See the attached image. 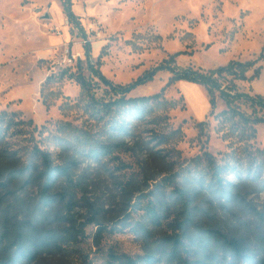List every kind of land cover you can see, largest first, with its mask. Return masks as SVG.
Returning <instances> with one entry per match:
<instances>
[{
  "label": "rangeland",
  "instance_id": "374dc122",
  "mask_svg": "<svg viewBox=\"0 0 264 264\" xmlns=\"http://www.w3.org/2000/svg\"><path fill=\"white\" fill-rule=\"evenodd\" d=\"M246 1L73 0L85 39L82 29L69 22L61 0H0V113H8L5 120L13 118L11 127H4L0 151H14L24 162L37 145L50 150L59 163L66 155L55 135L64 122L99 127L84 110L86 96L73 77L78 72L92 81L99 98L117 95L95 69L122 86L153 72L151 80L126 96H149L165 87L164 97L174 102L173 107L159 110L157 118L137 121L140 143L131 140L134 149L124 147L101 163L78 159V187L71 207L61 199L62 181L54 192L60 200L52 206L40 201L39 180L0 185V264L14 255L17 264H126L129 258L138 264H180L162 255L161 245L182 232L181 221L176 220L184 216L171 212L159 225L148 221L144 194L155 181L147 182V177L163 171L161 177H173L167 186L172 190L182 185L186 174L206 165L209 157L236 166L240 177L228 170L225 175L243 182L235 200L208 193L194 203L198 221L197 226L188 223L189 233L200 231L206 241L213 234L238 239L252 253L246 263L264 264V183L253 178L257 167L264 180L263 103L236 98L237 112H245L251 120L263 119L243 123L232 111L223 112L228 103L219 90L211 107L203 85L188 80L167 84L174 69L206 72L231 60L251 62L246 75L253 74L264 59L260 51L264 14L257 7L253 11ZM85 41L90 43V59ZM179 51L183 53L173 61L172 54ZM221 82L226 90L235 86L257 100L248 80L226 74ZM22 119L32 123L23 124ZM157 131L169 133L168 140L156 142ZM34 243L36 257L23 258L24 249ZM192 247L179 248L193 258L197 253ZM227 253L231 259V249Z\"/></svg>",
  "mask_w": 264,
  "mask_h": 264
},
{
  "label": "trees",
  "instance_id": "16d2710c",
  "mask_svg": "<svg viewBox=\"0 0 264 264\" xmlns=\"http://www.w3.org/2000/svg\"><path fill=\"white\" fill-rule=\"evenodd\" d=\"M63 11L66 14L69 22L73 26L82 29V35L86 39V33L82 26L79 16L73 10V0H61ZM90 43L85 41V49L87 59H90ZM264 51V46L263 50ZM183 53L182 51L172 54L171 59H176L177 55ZM82 59H78L81 64ZM251 62H241L239 60H231L226 65L219 66L209 71L203 72L200 69H185L172 70L174 75L169 79L168 85L179 80H188L203 85L209 95L211 107H214L216 98L215 90H219L222 97L228 103V111L238 115L243 123H257L262 121V118H255L251 120L245 112H237L233 106V101L236 98L244 97L255 103L258 102L264 105V96L257 94V100L252 99L247 93L238 92L235 86H230V90L223 88L221 78L226 74L233 75L234 78L252 81L260 74L262 66L254 69L251 76L246 75L247 68ZM237 66L240 67L238 72ZM94 69V66H90ZM171 69V68H169ZM153 72L144 74L137 80L129 83L127 86L115 85L108 79L99 69H95V75L106 85H110L116 91L117 96L111 98L97 97L92 91V81L82 72H78L75 77L77 82L81 85L83 93L86 96L84 110L89 118L98 123L97 127H79L70 122H64L61 125V130H58L55 135L56 143L66 155L63 156L62 161L57 163L53 158L50 150L35 145L29 157L22 162L21 158L16 155V152L10 150L0 151V185L7 187L14 182H24L25 185L33 184L37 180L40 181V201L46 206H52L55 202L59 201L55 192V187L59 181L64 182L63 192L61 199L65 205L71 207L76 198L77 180L75 178L76 170L79 167L78 159L80 157L90 158L95 162H102L104 157H111L116 151H125L134 149L135 145H131L130 141L133 140L135 144L140 143L138 135L137 121L144 120L148 117L157 118L159 115L156 113L161 109H168L174 106L172 100L164 97L163 91L165 87L152 95L141 97H127L126 93L132 90L137 85L146 83L153 78ZM48 81V79L46 80ZM235 90V94H232ZM119 95V96H118ZM7 112L0 113V138L5 134L4 127H11L12 120H5ZM21 123H32V120H20ZM7 128V129H8ZM156 142L164 143L169 138V133L157 131L153 137ZM131 145V146H130ZM148 147V146H145ZM156 153V152H155ZM117 158V156H114ZM157 160L158 156L154 154L153 157ZM206 165L186 174L182 185H175L172 190H168L167 186L173 180V177H161L163 171L158 174L147 177L155 181L154 187L147 193L145 197L147 202L144 206L145 215L148 221L154 225L161 224L162 220L171 212L183 215L181 221V231L175 235H170L169 240L162 243V255H170L171 259L177 260L180 264H249L246 259L252 256V253L247 249L238 239L222 236L218 238L217 235H209L206 241L202 232L189 233L188 223H194L197 226L198 213L197 207H191L194 203L199 201L205 194H212L220 198V200H235L238 196L235 194L237 188L243 182H234L230 180L225 172L239 176V170L232 164H219L212 157L208 158ZM252 169V168H250ZM254 172V179L264 183L262 176L258 174L259 170L256 167ZM250 171V170H249ZM251 172V171H250ZM147 176V175H146ZM158 177L161 179L157 180ZM172 183V182H171ZM170 183V184H171ZM264 185V184H263ZM124 189L126 187L124 186ZM141 191V190H139ZM133 193V192H132ZM144 193V192H143ZM199 206V205H198ZM178 209V210H177ZM143 224V223H142ZM141 224L142 227H144ZM183 225L185 227H183ZM139 226V225H138ZM145 232H149L146 228ZM37 243L29 245L24 249V257L34 259L37 252ZM196 249L197 256L189 257L184 256L180 251V246H191ZM222 247L219 250V247ZM228 249L232 251V258L229 259ZM154 259V255L147 256ZM157 259V258H155ZM160 259V258H158ZM252 259V258H251ZM18 257L7 256L3 263L17 264ZM57 264H63L62 262ZM126 264H138L134 259L129 258Z\"/></svg>",
  "mask_w": 264,
  "mask_h": 264
},
{
  "label": "crops",
  "instance_id": "0c3cea01",
  "mask_svg": "<svg viewBox=\"0 0 264 264\" xmlns=\"http://www.w3.org/2000/svg\"><path fill=\"white\" fill-rule=\"evenodd\" d=\"M246 3L250 5V7L251 6L253 7V11L256 10L257 7L264 14V0H247ZM260 48H261L260 51L263 50V47ZM261 66L262 68L259 76L252 81H248L247 85L249 86V89H251V91L264 96V59L261 61ZM184 83L190 84L192 85V87L194 86L193 88H197L199 86L194 83H188V82H184ZM200 117H203V115Z\"/></svg>",
  "mask_w": 264,
  "mask_h": 264
},
{
  "label": "bare ground",
  "instance_id": "6f19581e",
  "mask_svg": "<svg viewBox=\"0 0 264 264\" xmlns=\"http://www.w3.org/2000/svg\"><path fill=\"white\" fill-rule=\"evenodd\" d=\"M189 83V82H188Z\"/></svg>",
  "mask_w": 264,
  "mask_h": 264
}]
</instances>
